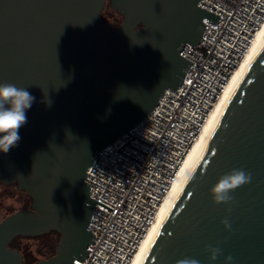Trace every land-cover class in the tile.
Returning <instances> with one entry per match:
<instances>
[{
  "label": "water",
  "instance_id": "95a60500",
  "mask_svg": "<svg viewBox=\"0 0 264 264\" xmlns=\"http://www.w3.org/2000/svg\"><path fill=\"white\" fill-rule=\"evenodd\" d=\"M106 1L0 0V84L35 97L17 145L0 152V182L32 197L30 208L0 213V264H25L10 246L14 238L51 231L58 233L56 252L30 264L86 258L96 238L88 229L95 201L112 209L91 197L88 167L151 113L165 90L178 88L192 64L183 47L199 42L206 16L220 18L200 0H110L123 15L113 27L102 16ZM130 140L117 150L135 147ZM234 169L251 173V183L231 192L229 204L214 203L210 189ZM209 247L221 250L214 261ZM184 258L264 264V48L143 264Z\"/></svg>",
  "mask_w": 264,
  "mask_h": 264
},
{
  "label": "built area",
  "instance_id": "2783aa9c",
  "mask_svg": "<svg viewBox=\"0 0 264 264\" xmlns=\"http://www.w3.org/2000/svg\"><path fill=\"white\" fill-rule=\"evenodd\" d=\"M220 14L182 54L192 61L177 89H167L144 119L95 155L87 169L95 233L77 264H132L187 152L264 23V0H200ZM131 139V140H130ZM130 140V144L121 145Z\"/></svg>",
  "mask_w": 264,
  "mask_h": 264
},
{
  "label": "bare ground",
  "instance_id": "6f19581e",
  "mask_svg": "<svg viewBox=\"0 0 264 264\" xmlns=\"http://www.w3.org/2000/svg\"><path fill=\"white\" fill-rule=\"evenodd\" d=\"M264 48V23L257 31L254 41L250 45L245 57L239 67L230 79L225 91L221 94L220 99L216 102L210 111L202 129L194 141L192 147L187 152L181 167L173 181V184L160 204L157 219L150 227L147 236L143 240L138 252L135 255L132 264H143L151 247L153 246L160 230L162 229L167 217L175 205L182 189L188 183V177H192L197 165L202 158L205 148L208 145L212 135L218 127L225 110L230 104L235 92L238 90L249 69Z\"/></svg>",
  "mask_w": 264,
  "mask_h": 264
},
{
  "label": "clouds",
  "instance_id": "9594fccd",
  "mask_svg": "<svg viewBox=\"0 0 264 264\" xmlns=\"http://www.w3.org/2000/svg\"><path fill=\"white\" fill-rule=\"evenodd\" d=\"M35 97L26 88H18L13 84H0V152L7 153L15 147L20 140L19 129L27 123L26 110L30 109ZM192 179V177H188ZM251 173L243 169H234L220 177L218 182L210 189L213 202L216 204H229L233 197L230 195L238 187L251 183ZM231 210L230 208L228 209ZM225 230H231L227 219L222 221ZM210 260H216L220 253L219 248L209 247ZM233 257H225L231 261ZM176 264H199L195 259L184 258Z\"/></svg>",
  "mask_w": 264,
  "mask_h": 264
},
{
  "label": "rangeland",
  "instance_id": "374dc122",
  "mask_svg": "<svg viewBox=\"0 0 264 264\" xmlns=\"http://www.w3.org/2000/svg\"><path fill=\"white\" fill-rule=\"evenodd\" d=\"M118 15L117 10L112 6L111 1L107 0L105 8L102 11V15ZM32 204V197L23 189L17 187L16 183L5 184L0 183V212L2 218L8 216L12 212L19 209L30 208ZM47 238H56L54 235L44 237H22L18 236L17 241L23 246L27 247L31 253L32 262H36L39 259L46 258L40 251L42 244ZM58 240V235L57 238Z\"/></svg>",
  "mask_w": 264,
  "mask_h": 264
},
{
  "label": "trees",
  "instance_id": "16d2710c",
  "mask_svg": "<svg viewBox=\"0 0 264 264\" xmlns=\"http://www.w3.org/2000/svg\"><path fill=\"white\" fill-rule=\"evenodd\" d=\"M117 12H118V15L103 14L102 16L104 19H106V21L110 25H112L113 27H117V25L123 19L122 13L118 10H117ZM0 183H2V182H0ZM51 235H54L57 238L58 233L55 231H51V232L44 234V235H41V236L48 237ZM56 238H52V239L47 238V240L42 244L40 251L43 253L44 256L49 257L56 252V247H57V239ZM10 246L21 251V253L23 254V257H24L25 264L33 263L31 260V253L28 251L29 249L27 247L23 246L21 243H18L17 237L11 241Z\"/></svg>",
  "mask_w": 264,
  "mask_h": 264
}]
</instances>
